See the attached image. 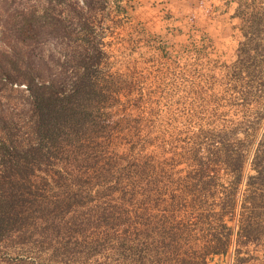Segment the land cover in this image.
Returning <instances> with one entry per match:
<instances>
[{
	"label": "rangeland",
	"instance_id": "rangeland-1",
	"mask_svg": "<svg viewBox=\"0 0 264 264\" xmlns=\"http://www.w3.org/2000/svg\"><path fill=\"white\" fill-rule=\"evenodd\" d=\"M251 1L224 4L210 35L174 32L156 9L162 0H0V156L53 148L38 177L50 174L49 199L65 190L68 200L27 211L0 241V264H135L125 244L143 246L148 218L167 242L175 236L163 264H264V221L249 242L236 226L250 216L246 196L262 192L247 185L254 164L262 174L251 182L264 181V31L244 36L264 0ZM35 72L75 93L71 120L52 139L38 136ZM221 137L245 165L225 217L229 250L216 255L205 246L223 232L213 218L232 181L214 154ZM202 167L216 174L215 198L201 192Z\"/></svg>",
	"mask_w": 264,
	"mask_h": 264
},
{
	"label": "trees",
	"instance_id": "trees-1",
	"mask_svg": "<svg viewBox=\"0 0 264 264\" xmlns=\"http://www.w3.org/2000/svg\"><path fill=\"white\" fill-rule=\"evenodd\" d=\"M256 0H252L255 2ZM251 22L250 33L246 32L245 37L249 38L250 34H257L261 36L264 31V16L263 14H252L249 19ZM249 41V40H248ZM255 41L252 40L251 42ZM260 48V44L256 45V49ZM99 51H102L99 49ZM31 80L28 82V90L32 98V106L34 112L38 116L39 137H48L52 139V135L56 136L61 127L67 125L72 118L73 111V99L75 93H66L61 87L55 85V82L46 84L45 82H37V77L40 72L32 74ZM60 127V128H59ZM44 131V132H43ZM226 138L221 137L218 140V144L221 149L219 152L214 153L219 158L224 159L225 169L231 174L232 181L229 182L231 187L230 191H226V197L220 204V214H215L216 218H213L217 226H221L222 234H214L212 239L209 240L210 244L205 246L208 249L209 254L225 255L228 253L230 246V239L232 229L225 223V217L230 213L232 214L236 207L237 194L240 185L243 183V172L245 165V155L242 152L237 154L229 153L226 143ZM37 145V144H36ZM263 143L260 145V148ZM39 147V146H38ZM2 148L0 156V241L4 238L6 233H10L17 229L21 221L28 216L27 211H42L48 209V207H61V202H67L64 198L65 190L61 194H53L49 199L47 196V190H44V186H51V176L47 174L43 178H39V173H48L43 169L44 161L50 158L53 148L45 150L44 148ZM212 157V156H210ZM205 170V172H203ZM254 170L258 173L257 176L250 178L247 183L248 188H253L252 185L259 184V195L254 199H250L249 196L243 201L244 211L249 212L250 216L245 219L243 215L237 228L239 227L240 238L249 242L251 236L254 233L260 232V227L263 223L264 212L260 214L252 212L253 209H264L263 206H258L257 201L264 200V181L260 183H252L251 180L259 181L261 178V170L256 164H254ZM210 168H201V174L199 186H201L202 194L209 196L208 198L216 197V174H210ZM50 177V178H49ZM60 179L62 177L60 176ZM56 181V180H55ZM67 186V185H66ZM65 186V187H66ZM62 188V187H60ZM257 191V190H256ZM215 193V194H214ZM68 199H75L74 194L70 192ZM77 202V200H74ZM75 202V203H76ZM254 204V208L251 209V205ZM255 216V218H254ZM212 216L207 215V219L211 220ZM256 219V220H255ZM255 220L256 222H254ZM158 223L154 222L153 218H148L147 223L144 225L142 231L138 236V241L142 242L141 248L138 244H125L130 247V255L135 259V264H163L168 263L170 251L168 249L171 246L173 238L175 236H168V242L166 233H163L160 228L157 227ZM229 231L226 233L225 231ZM169 235V234H168ZM132 245V246H131ZM135 245V246H134ZM169 259V260H168Z\"/></svg>",
	"mask_w": 264,
	"mask_h": 264
},
{
	"label": "crops",
	"instance_id": "crops-1",
	"mask_svg": "<svg viewBox=\"0 0 264 264\" xmlns=\"http://www.w3.org/2000/svg\"><path fill=\"white\" fill-rule=\"evenodd\" d=\"M161 1V0H158ZM163 5L156 3V9L165 12H160L163 16L162 19L169 22L173 26L172 29L176 33L188 34L190 30L192 33L199 27H204V30L214 35L217 31V23L219 19L226 16L225 9L222 8L224 4L227 6L235 5V0H162ZM237 2V1H236ZM233 9V8H232ZM223 14V15H221ZM230 15L234 14L230 10ZM235 18V17H234Z\"/></svg>",
	"mask_w": 264,
	"mask_h": 264
}]
</instances>
